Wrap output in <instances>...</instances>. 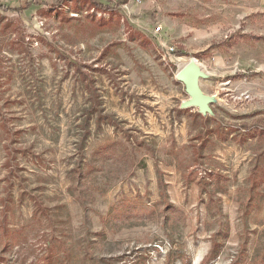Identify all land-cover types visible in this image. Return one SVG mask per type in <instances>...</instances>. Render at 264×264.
Here are the masks:
<instances>
[{
  "label": "rangeland",
  "instance_id": "obj_1",
  "mask_svg": "<svg viewBox=\"0 0 264 264\" xmlns=\"http://www.w3.org/2000/svg\"><path fill=\"white\" fill-rule=\"evenodd\" d=\"M138 1L0 9V264H264V0ZM157 24L166 62L143 32ZM190 57L204 111L176 78ZM113 142L134 167L75 201L76 168ZM210 171L226 181L204 189Z\"/></svg>",
  "mask_w": 264,
  "mask_h": 264
},
{
  "label": "trees",
  "instance_id": "obj_2",
  "mask_svg": "<svg viewBox=\"0 0 264 264\" xmlns=\"http://www.w3.org/2000/svg\"><path fill=\"white\" fill-rule=\"evenodd\" d=\"M127 0H125L126 2ZM80 3L84 5H88L89 9H94L95 11H99L102 13L109 14L110 16L115 12L116 8H112L109 4H106L102 1H95V0H59L57 3V8L63 3ZM0 9L7 11V9H4L3 7H0ZM56 8H54L55 10ZM42 14H45V12H42ZM144 42H147V39H144ZM255 40H261L262 37H254ZM236 41H232V39H229L227 41V46L231 47L233 44H235ZM79 75L83 82L86 84V88L89 89L90 85L93 83L91 77H88L86 79V75L84 76L83 73L79 72ZM91 120V116L87 118L84 121L83 129L85 131V135L78 139V142L80 143V147L77 148L78 152H81L83 149V143L84 139L89 134V130L87 129L89 126V122ZM110 122V119L108 116H103L101 118L96 117L95 122L99 126L103 122ZM208 121V120H206ZM213 132V131H212ZM212 132L209 133L208 137L203 141L202 146H205L206 140H210V136L212 135ZM216 138L219 140H225L220 133H217L215 131ZM205 142V143H204ZM209 142V141H208ZM192 154L194 157L198 156L197 149L193 147ZM135 161L134 157L129 151V149L124 146L121 142H113L108 143L103 146L98 147L91 155V159L89 162H83L81 161V164L76 168V177L74 178V183L72 187L69 188V192L72 196V198L80 203H94L96 196L103 193V189L107 187L110 182L114 183L118 180L120 176H122L124 173H128L131 171V169L134 167ZM115 168L113 171H109L108 168ZM205 176L202 178V188L206 189L208 186H210L211 183H220L225 182L226 179L221 176L219 173L214 172H204ZM96 175H101L105 178L104 184L99 187L97 185H91L89 184V181L94 178ZM198 175V172L193 171V169L188 170L185 174H183L184 180L189 181V177H195ZM168 214L166 217H176L180 218V221L184 223L183 213L172 206L167 207ZM210 259V255L208 258L204 259L202 264H205Z\"/></svg>",
  "mask_w": 264,
  "mask_h": 264
},
{
  "label": "crops",
  "instance_id": "obj_3",
  "mask_svg": "<svg viewBox=\"0 0 264 264\" xmlns=\"http://www.w3.org/2000/svg\"><path fill=\"white\" fill-rule=\"evenodd\" d=\"M95 1H102L108 4L107 0H95ZM131 0H127L126 2H130ZM59 0H0V7L7 9L9 12H13L18 15H23V17H39L42 12H54V8H57V3ZM68 4H72L69 2ZM129 6V3H128ZM65 7V3L59 6V10ZM94 10V9H92ZM91 11V10H90ZM39 15V16H38ZM158 54L160 58H162L163 62L166 60H170L175 54L171 55L170 57H162L163 52L157 47Z\"/></svg>",
  "mask_w": 264,
  "mask_h": 264
},
{
  "label": "water",
  "instance_id": "obj_4",
  "mask_svg": "<svg viewBox=\"0 0 264 264\" xmlns=\"http://www.w3.org/2000/svg\"><path fill=\"white\" fill-rule=\"evenodd\" d=\"M201 69L198 65L192 63L185 67L177 78L184 87L189 101L184 103V107L198 108L200 111L207 109L205 97L199 87V79L201 77Z\"/></svg>",
  "mask_w": 264,
  "mask_h": 264
},
{
  "label": "built area",
  "instance_id": "obj_5",
  "mask_svg": "<svg viewBox=\"0 0 264 264\" xmlns=\"http://www.w3.org/2000/svg\"><path fill=\"white\" fill-rule=\"evenodd\" d=\"M108 1V4L112 7V8H116L120 11H122L127 17H128V11H129V8H128V3L125 2V0H107ZM136 2H139L138 0H136ZM65 8V7H63ZM92 13H94L95 15H97L98 17H100L101 15L99 13H96L94 12V10H91ZM105 17V15H102ZM143 32L144 34L153 39L156 44H157V47L163 52L162 54V57L165 58V57H170L171 55L175 54L174 52V48L173 47H170L168 48L167 46H165V44H163L161 42V40L159 39V36L161 34V26L160 25H156L153 29L151 30H148V29H145L143 28Z\"/></svg>",
  "mask_w": 264,
  "mask_h": 264
},
{
  "label": "bare ground",
  "instance_id": "obj_6",
  "mask_svg": "<svg viewBox=\"0 0 264 264\" xmlns=\"http://www.w3.org/2000/svg\"><path fill=\"white\" fill-rule=\"evenodd\" d=\"M192 63L196 64V60H195L194 58H192V57H190V58H188V59H186V60H183V61H182V64H181L182 69L178 72V74H177L176 77L179 76V74L181 73V71H182L185 67H187L188 65H190V64H192ZM196 65H197V64H196ZM189 100H190V99H188V101H189Z\"/></svg>",
  "mask_w": 264,
  "mask_h": 264
}]
</instances>
